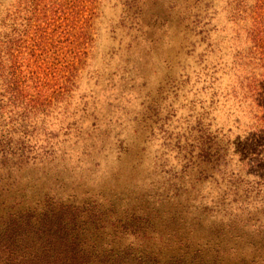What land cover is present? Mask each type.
Returning a JSON list of instances; mask_svg holds the SVG:
<instances>
[{
	"label": "rangeland",
	"instance_id": "1",
	"mask_svg": "<svg viewBox=\"0 0 264 264\" xmlns=\"http://www.w3.org/2000/svg\"><path fill=\"white\" fill-rule=\"evenodd\" d=\"M15 1L0 0V19ZM243 2L95 0L67 107L27 134L41 160L0 168V207L110 202L218 246L223 264H264V127Z\"/></svg>",
	"mask_w": 264,
	"mask_h": 264
},
{
	"label": "trees",
	"instance_id": "2",
	"mask_svg": "<svg viewBox=\"0 0 264 264\" xmlns=\"http://www.w3.org/2000/svg\"><path fill=\"white\" fill-rule=\"evenodd\" d=\"M94 1L17 0L5 9L0 19V168L42 159L27 134L67 107L93 41ZM239 12L245 63L257 76L248 71L256 82L258 120L264 127V0L243 2ZM18 204L0 207V264H223L218 246L211 252L172 227L161 230L151 213L119 214L110 202L54 197H45L41 205ZM154 234L159 241L150 238ZM163 249L169 253L162 254ZM253 262L239 257L230 264Z\"/></svg>",
	"mask_w": 264,
	"mask_h": 264
}]
</instances>
